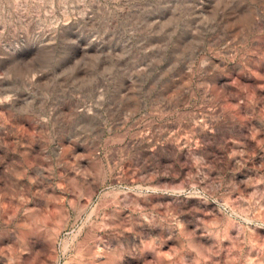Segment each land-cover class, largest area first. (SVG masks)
I'll use <instances>...</instances> for the list:
<instances>
[{
	"label": "rangeland",
	"instance_id": "rangeland-1",
	"mask_svg": "<svg viewBox=\"0 0 264 264\" xmlns=\"http://www.w3.org/2000/svg\"><path fill=\"white\" fill-rule=\"evenodd\" d=\"M0 264H264V0H0Z\"/></svg>",
	"mask_w": 264,
	"mask_h": 264
}]
</instances>
